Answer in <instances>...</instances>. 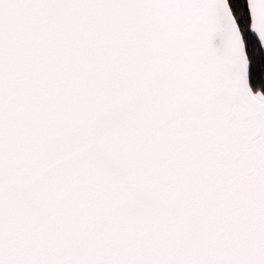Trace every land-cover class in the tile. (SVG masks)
<instances>
[{"label":"snow or ice","instance_id":"obj_1","mask_svg":"<svg viewBox=\"0 0 264 264\" xmlns=\"http://www.w3.org/2000/svg\"><path fill=\"white\" fill-rule=\"evenodd\" d=\"M0 264H264V0H0Z\"/></svg>","mask_w":264,"mask_h":264}]
</instances>
